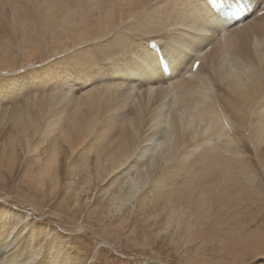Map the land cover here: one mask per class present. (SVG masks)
I'll return each mask as SVG.
<instances>
[{
	"label": "bare ground",
	"instance_id": "1",
	"mask_svg": "<svg viewBox=\"0 0 264 264\" xmlns=\"http://www.w3.org/2000/svg\"><path fill=\"white\" fill-rule=\"evenodd\" d=\"M182 13L180 0H0V169L20 166L37 191L60 192L45 215L68 219L67 232L33 222L11 257L0 237L6 259L23 264L44 243L43 264H85L100 248L84 252L79 233L110 238L129 225L127 239L157 264L165 263L152 242L183 264H264V17L189 34ZM130 18L151 24L157 40L173 28L200 67L161 73L154 60L129 56ZM62 80L69 90L56 87ZM194 119L214 126L205 151L193 156L183 136L165 146ZM101 123L114 133L106 150L91 146L90 128ZM152 142L161 156L176 148L179 162L137 193L132 181L152 160L142 157L139 170L124 160ZM5 197L7 231L19 214Z\"/></svg>",
	"mask_w": 264,
	"mask_h": 264
},
{
	"label": "snow or ice",
	"instance_id": "2",
	"mask_svg": "<svg viewBox=\"0 0 264 264\" xmlns=\"http://www.w3.org/2000/svg\"><path fill=\"white\" fill-rule=\"evenodd\" d=\"M183 13V27L180 31L189 34H198L206 29L219 32L224 28H230L239 19H250L255 16L264 17V0H180ZM128 26L134 31L128 36L127 54L138 61L154 60L157 69L162 73L170 70L173 64L179 66L182 73L187 68L197 69L200 67L199 59L195 58L197 49L191 45H187L174 39V29L171 27L163 28V31L169 35L161 40L155 39L152 34L154 28L151 24L129 20ZM264 73V69H261ZM71 82L67 80L60 81L56 87L59 90H69ZM82 87L87 90L92 86L84 84ZM57 94H60L58 91ZM3 101L0 100V103ZM11 103V101H9ZM170 119V118H169ZM197 122L194 119L186 128H180L178 132L171 133V140H166L165 146L169 145L177 136H183L185 140L189 137L191 142L190 152L193 156L199 155L205 151L208 146L207 137L214 130V126L209 124L208 127L197 128ZM170 127V126H169ZM230 135L226 137L230 143L235 135L232 129H229ZM91 146L96 149L106 150L107 141L111 139V135L105 130L104 124L93 125L90 128ZM160 135H164L161 128ZM222 139L225 137L222 136ZM162 146V147H165ZM156 155H152L153 152ZM147 153V155H145ZM103 154V153H101ZM152 160L150 169H143L140 172V179L133 180L132 184L139 193L141 190L149 189V186L157 181L164 180L169 171L178 163V150L173 147H167V152L161 156L157 149V143L143 144L139 151H133L125 157L124 163L129 169L139 170L141 158ZM144 172H150L151 175L145 176ZM153 177L156 179L154 180ZM255 182V177H252ZM14 213H18V218L12 222L7 231L5 225L0 222V237L7 239V255L14 256L17 245L21 244L24 236L31 230L33 222L38 226L41 217L37 216L32 209H22L19 205H12ZM95 248L101 247L99 239L96 240ZM46 252V245L41 243L33 245L23 264H43V254ZM98 254H93L89 259L85 260V264H104V261L97 259ZM0 264H20L14 259H6L5 252L0 250Z\"/></svg>",
	"mask_w": 264,
	"mask_h": 264
},
{
	"label": "rangeland",
	"instance_id": "3",
	"mask_svg": "<svg viewBox=\"0 0 264 264\" xmlns=\"http://www.w3.org/2000/svg\"><path fill=\"white\" fill-rule=\"evenodd\" d=\"M1 193L2 195H7V198L5 197L4 203H6L8 206L19 205L22 209H31L32 205L30 204H33V206H36L38 209V211L33 212L42 218L41 221L51 224L61 231L64 229L62 232H67L68 227L67 225L65 226V222L68 221V219L66 217H64V220L61 221L58 220L54 215H45V212H49L51 207L57 204L60 192H55L53 197H50L48 192L44 193L37 191L35 188L31 187L27 181L23 180L22 174L20 173V166L15 167L13 170L0 169V197ZM65 215L70 216L66 213ZM81 217L82 216L79 217V221L81 220ZM107 225L110 228L112 223H107ZM248 225L251 230H255L256 227H259V224ZM128 231L129 225H126L124 229H122L120 232H116L110 238L107 236L102 237V235L81 232L77 236V239L79 238V243L77 245L84 252L91 253L93 251L95 241L100 238L105 243L103 242L101 244L97 259L99 258L98 260L104 261V264H142V258L149 259V261L153 260L152 264H157V261L152 258V254L149 253V250L140 251L138 246L134 245V242L132 243L127 239V236L129 235ZM136 239H141L139 234H137ZM151 246L153 247V250L159 254V258L165 264H183L180 259L176 255L170 253L162 243L152 242ZM250 260L252 259H249L248 261Z\"/></svg>",
	"mask_w": 264,
	"mask_h": 264
}]
</instances>
